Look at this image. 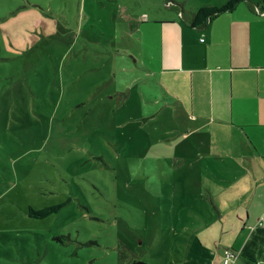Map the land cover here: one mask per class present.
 I'll use <instances>...</instances> for the list:
<instances>
[{"label": "rangeland", "instance_id": "rangeland-1", "mask_svg": "<svg viewBox=\"0 0 264 264\" xmlns=\"http://www.w3.org/2000/svg\"><path fill=\"white\" fill-rule=\"evenodd\" d=\"M228 1L0 0V264H178L221 233L207 177L238 167L203 157L155 20Z\"/></svg>", "mask_w": 264, "mask_h": 264}, {"label": "crops", "instance_id": "crops-1", "mask_svg": "<svg viewBox=\"0 0 264 264\" xmlns=\"http://www.w3.org/2000/svg\"><path fill=\"white\" fill-rule=\"evenodd\" d=\"M239 3L202 28L155 20L174 24L161 32L160 73L178 82V109L191 118V132H205L203 157L238 167L207 177L221 236L195 237L178 264H225L226 252L235 256L230 264H264V5Z\"/></svg>", "mask_w": 264, "mask_h": 264}, {"label": "trees", "instance_id": "trees-1", "mask_svg": "<svg viewBox=\"0 0 264 264\" xmlns=\"http://www.w3.org/2000/svg\"><path fill=\"white\" fill-rule=\"evenodd\" d=\"M239 0H229L228 2L224 3L220 7L217 6H207L202 7L196 11L193 17V21L191 23L192 27H205L211 20L216 18L218 15L226 12H232L237 4L239 3ZM61 206H51L46 207L45 209L35 211L34 209L29 210V216L37 219H44L48 216L58 213ZM129 264H151L146 261H143L141 259H135L132 260Z\"/></svg>", "mask_w": 264, "mask_h": 264}, {"label": "built area", "instance_id": "built-area-1", "mask_svg": "<svg viewBox=\"0 0 264 264\" xmlns=\"http://www.w3.org/2000/svg\"><path fill=\"white\" fill-rule=\"evenodd\" d=\"M234 255L231 254L230 252H226V256H225V264H230L234 262Z\"/></svg>", "mask_w": 264, "mask_h": 264}]
</instances>
